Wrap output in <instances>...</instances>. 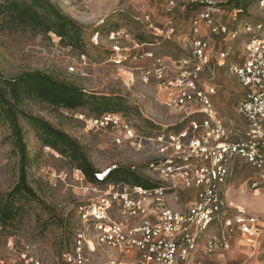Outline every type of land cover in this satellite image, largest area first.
Wrapping results in <instances>:
<instances>
[{"label": "rangeland", "instance_id": "374dc122", "mask_svg": "<svg viewBox=\"0 0 264 264\" xmlns=\"http://www.w3.org/2000/svg\"><path fill=\"white\" fill-rule=\"evenodd\" d=\"M50 1L84 26L85 54H80L76 48L68 51L52 34L15 27L0 16V73L4 77L15 78L25 72L42 71L73 83L97 97L116 98L124 108L128 104L135 111L122 114L123 118L136 129L147 133L180 131L188 126L191 118L186 116L184 109L165 105V93L156 80H151L147 85L141 82L140 69L149 61L131 58L134 52L140 50H153L166 57L182 55L180 38L190 32L195 8L186 5L168 15L163 0ZM259 2L239 0L222 8L220 22L236 30L238 36L217 47L211 69L205 74L206 77L213 75L215 78L218 93L214 105L225 121L230 138L234 140L245 138L247 125L237 111L245 90L230 66L243 60L248 39L244 33L245 24L264 21ZM243 8L245 13L237 14L234 19L235 10ZM170 21L178 29L176 36L171 41L155 38L151 25L163 28ZM121 30L137 41L159 42L160 45H144L134 49L126 40L110 39L112 32ZM219 51L228 53L222 67L215 64ZM122 55L127 60L120 65L117 62ZM72 66L76 69L74 73L68 70ZM21 108L30 115L44 118L76 139L97 169L143 164L150 158L147 154L136 152L128 143H115L114 132L110 130L87 131L77 118V112L55 109L37 99L25 100ZM85 112L90 113V110ZM19 121L30 158L28 179L38 199L18 201L17 206L22 207L20 215L6 228L0 225V259L5 264H25V260L32 257L41 264H64L62 256L66 251L71 252L79 222L77 208L92 196L83 193L86 180L82 174L75 172L59 152L42 146L26 118L20 116ZM10 132L8 123L0 117V197L6 196L19 178V160L13 153ZM258 180L259 172L255 168L243 159H235L230 164L227 185L223 187L229 202L260 218L257 237L248 242L238 235L231 250L223 257L199 255L198 264L264 262V186L258 190L252 186ZM109 255L99 250L88 258L91 264H107Z\"/></svg>", "mask_w": 264, "mask_h": 264}, {"label": "built area", "instance_id": "2783aa9c", "mask_svg": "<svg viewBox=\"0 0 264 264\" xmlns=\"http://www.w3.org/2000/svg\"><path fill=\"white\" fill-rule=\"evenodd\" d=\"M163 2L168 15L186 5L196 8L190 32L180 38L182 55L166 57L140 50L131 59L149 61L140 69L141 82L156 80L165 93V105L184 109L190 122L180 131L147 133L119 113L100 117L76 113L87 131L110 130L118 145L128 143L136 152L149 155L145 163L129 167L151 187L108 182L117 165L98 169L93 184L75 170L86 180L84 195L92 197L77 208L79 222L71 252L62 256L64 264H91L88 256L99 250L110 253L107 264H198L199 255L223 257L238 235L252 242L260 232V218L235 208L223 187L235 159L245 160L259 172L252 185L255 189L264 186V21L245 24L248 39L243 60L230 66L245 90L237 111L247 125L245 138L234 140L214 105L215 78L205 75L217 47L238 36L220 22L224 0ZM259 4L264 12V0ZM151 28L155 38L169 41L178 32L173 21ZM110 39L126 40L134 49L160 45L140 43L124 30L112 32ZM227 55L219 51L215 64L222 67ZM126 60L122 55L117 63ZM68 70L76 71L73 66ZM0 264L5 262L0 259ZM25 264L41 263L32 257Z\"/></svg>", "mask_w": 264, "mask_h": 264}, {"label": "trees", "instance_id": "16d2710c", "mask_svg": "<svg viewBox=\"0 0 264 264\" xmlns=\"http://www.w3.org/2000/svg\"><path fill=\"white\" fill-rule=\"evenodd\" d=\"M234 1L239 2L224 0L220 6L227 7V4ZM235 11L240 15L245 13L244 8ZM0 16L15 27L35 30L45 35L52 34L59 39L61 45L73 50L76 48L80 54H85L84 26L50 0H0ZM27 99H37L55 109L95 117L106 113H135L128 104L124 108L116 98L97 97L73 83L59 80L42 71L25 72L15 78H6L0 73V117L10 127V142L13 153L19 160L18 182L6 196L0 197V225L4 228L14 223L20 215L22 207L17 206L18 201L38 199L28 179L30 158L20 116L27 119L42 146L59 152L74 170L83 173L88 183L95 182L94 174L98 170L76 139L55 128L44 118L22 110L21 106ZM86 110H90V113H86ZM108 182L151 187L148 180L133 173L129 166L117 165L113 168Z\"/></svg>", "mask_w": 264, "mask_h": 264}, {"label": "bare ground", "instance_id": "6f19581e", "mask_svg": "<svg viewBox=\"0 0 264 264\" xmlns=\"http://www.w3.org/2000/svg\"><path fill=\"white\" fill-rule=\"evenodd\" d=\"M233 204V203H232ZM234 207H235V205H233ZM235 208H237V207H235ZM237 209H239V210H243V209H241V208H237Z\"/></svg>", "mask_w": 264, "mask_h": 264}, {"label": "crops", "instance_id": "0c3cea01", "mask_svg": "<svg viewBox=\"0 0 264 264\" xmlns=\"http://www.w3.org/2000/svg\"><path fill=\"white\" fill-rule=\"evenodd\" d=\"M163 5H164V2H163Z\"/></svg>", "mask_w": 264, "mask_h": 264}]
</instances>
